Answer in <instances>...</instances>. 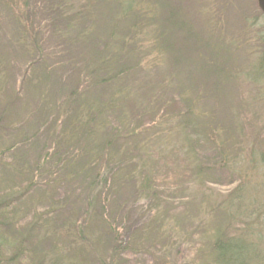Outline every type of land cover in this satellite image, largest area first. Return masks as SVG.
<instances>
[{"label": "rangeland", "instance_id": "obj_1", "mask_svg": "<svg viewBox=\"0 0 264 264\" xmlns=\"http://www.w3.org/2000/svg\"><path fill=\"white\" fill-rule=\"evenodd\" d=\"M123 1L136 12L31 0L24 23L0 0V190L15 188L13 230L32 224L49 253L35 264H204L217 234L257 232L264 264V209L253 198L237 209L243 176L220 165L236 153L250 170V155L263 181L256 0Z\"/></svg>", "mask_w": 264, "mask_h": 264}, {"label": "trees", "instance_id": "obj_2", "mask_svg": "<svg viewBox=\"0 0 264 264\" xmlns=\"http://www.w3.org/2000/svg\"><path fill=\"white\" fill-rule=\"evenodd\" d=\"M9 1L13 5L12 11H17V19L19 21H23L24 23H27L30 20L31 16L34 15L36 10L38 9L37 4H35L37 8L31 4V0ZM205 2L207 5L213 6L214 1L207 0ZM120 5L123 15H128L129 13L132 14L136 12H132V6L125 5V2L123 0ZM207 14L213 20L214 12H209ZM216 26L218 27V23ZM209 28L213 30L215 27L209 26ZM22 29L24 33H27V28L25 26H23ZM263 67L264 58L261 62L257 64L256 68L254 69L255 73L259 75L264 74L262 72ZM255 79H257L256 76ZM75 94L77 96L78 92H75ZM98 109L99 108H94L91 105H85L83 108V113L87 115L90 122L95 121L96 115L98 114V112L95 111H97ZM100 113L101 111L99 112V114ZM189 113L190 112L188 111V114ZM214 138L215 135L213 132H211V134L208 135L205 140L207 142H214ZM218 147L221 148V146ZM251 156L254 160V155ZM220 157L221 166H225L227 168L232 169L230 171H237L239 174H241V176H243V179L240 181L238 186L229 195L230 197H234V199H236L237 209H239L242 204H244L248 200L251 201L252 198L254 199V202H251L254 204V207H256V210L264 209V198L262 199L261 197L262 194H264V177L262 183L260 184L258 183V181H256V178L253 177L254 179H251L250 175L254 171V168L251 166L253 164V161L252 159H250V155L246 156L247 161L245 163V166H248L250 170H238V164L242 166L244 163V158L241 160L242 156H239L236 153H234L233 158L227 156L224 157L221 153ZM254 163H256V161ZM14 189V187H11L0 190V255L7 258L6 264H35V261L37 263L39 262L37 261L38 254L41 257L43 254L48 257L49 253H46V250H44L45 245L44 247H42L41 244L38 245L32 242L31 237L29 236V234L32 232V224H29L30 228L25 233L23 231L18 230V232L13 230L16 226V222L13 221L12 217L10 218V214L12 212V204L10 199L14 194ZM145 191L148 194H151L153 192L152 188L150 187ZM89 206L90 205L88 203L85 213H88ZM51 213L52 212H47L43 215H51ZM258 230L260 231V228H258ZM77 233H79L78 230ZM251 234L249 235L250 238H247L245 236H224L223 233L217 234L214 237L213 241L210 243L209 248L212 261H209L208 263L206 261L204 264H255V262L260 260L262 256H260V253L257 250V246L252 240H256V237H259V235L257 234V232H252ZM113 235L114 240L116 241V245H120L118 243V232H114ZM178 253H180L179 250ZM51 260L54 261L53 263L56 262L54 258H51Z\"/></svg>", "mask_w": 264, "mask_h": 264}, {"label": "water", "instance_id": "obj_3", "mask_svg": "<svg viewBox=\"0 0 264 264\" xmlns=\"http://www.w3.org/2000/svg\"><path fill=\"white\" fill-rule=\"evenodd\" d=\"M256 3H257V6H258L260 12L264 16V0H256Z\"/></svg>", "mask_w": 264, "mask_h": 264}]
</instances>
